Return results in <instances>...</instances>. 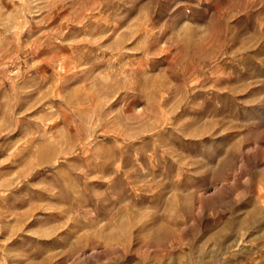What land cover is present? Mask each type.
Instances as JSON below:
<instances>
[{"label": "rangeland", "instance_id": "obj_1", "mask_svg": "<svg viewBox=\"0 0 264 264\" xmlns=\"http://www.w3.org/2000/svg\"><path fill=\"white\" fill-rule=\"evenodd\" d=\"M1 131L0 264H264V0H0Z\"/></svg>", "mask_w": 264, "mask_h": 264}, {"label": "bare ground", "instance_id": "obj_2", "mask_svg": "<svg viewBox=\"0 0 264 264\" xmlns=\"http://www.w3.org/2000/svg\"><path fill=\"white\" fill-rule=\"evenodd\" d=\"M58 45H59V44H58ZM57 59H58V58H57ZM54 62H55V61H54ZM48 95H49V94H48ZM42 96H43V95H42ZM42 96H41V97H42ZM38 99H39V98H38ZM40 102H41V101H40ZM31 106H32V105H31ZM31 106H30V107H31ZM31 113H32V112H31ZM46 119H47V118H46ZM43 121H44V119H43ZM36 123H37V122H36ZM41 123H42V122H41ZM18 124H19V122H18ZM33 125H34V124H33ZM33 125H32V126H33ZM35 126H36V125H35ZM35 126H34V127H35ZM36 128H38V127H36ZM9 129H11V128H9ZM19 130H20V128H19ZM37 130H38V129H37ZM4 131H5V130H4ZM51 131H52V130H51ZM51 131H50V132H51ZM19 132H20V131H19ZM47 132H49V129H48V131H46V133H47ZM0 134H2V131L0 132ZM27 137H28V136H27ZM25 139H26V137H25ZM29 139H30V138H28V140H29ZM33 139H34V138H33ZM18 140H19V139H18ZM21 140H22V139H20L19 142H21ZM31 140H32V137H31ZM31 140H30V143H31ZM35 140H36V139H35ZM36 141H37V140H36ZM23 143L25 144L26 142L23 141ZM27 143H29V142H27ZM27 143H26V144H27ZM17 144L19 145L20 143H17ZM24 144H23V145H24ZM26 144H25V145H26ZM26 146H27V145H26ZM26 146H22V147H26ZM32 146H33V145H32ZM36 146H37L36 153L39 154V155L43 154V149H44V147H46V146L44 145V143H39V144L36 145ZM47 146H48V145H47ZM17 147H19V146H17ZM17 147H16V148H17ZM27 148H28V147H27ZM25 149H26V148H25ZM33 149H35V148L33 147ZM22 150L24 151V149H22ZM17 151H19V149H17ZM17 151H16V152H17ZM28 152H29V154L31 153L29 150H28ZM18 153L20 154V153H22V152L19 151ZM18 153H17V154L15 153V154L19 156ZM15 154H14V155H15ZM29 154L27 153V150H26L25 153H24L23 155L27 157V155H29ZM12 155H13V154H12ZM14 157H16V156H14ZM14 157H13V158H14ZM20 157H21V156H20ZM20 157H19L18 159H20ZM16 158H17V157H16ZM39 158H40V157H39ZM21 159H22V157H21ZM41 159L45 162L44 158H41ZM41 159H40V160H41ZM45 159H48V160H49V158H45ZM25 160H27V159L25 158ZM37 160H38V159H37ZM8 161H9V160H8ZM10 161H13V159L10 160ZM16 161L19 162L17 159H16ZM20 162H21V161H20ZM22 162H24V161H22ZM34 162H36V161H34ZM34 162H33V163H34ZM49 162H51V161H49ZM49 162H47V163H49ZM11 163H12V162H11ZM15 163H16V162H15ZM15 163H12V164L14 165ZM17 164H18V163H17ZM22 164H23V163H22ZM24 164H25V162H24ZM26 164H27V163H26ZM41 164H42V162H41ZM15 165H16V164H15ZM18 165H19V164H18ZM33 166H34V164H33ZM41 166H42V165H41ZM21 167H22V166H21ZM37 167H38V165H37ZM31 168H32V167H31ZM23 170H25V169H23ZM22 172L24 173L25 171H22ZM24 174H25V173H24ZM27 174H28V173H27ZM25 175H26V174H25ZM23 176H24V175H23ZM19 178H20V177H19ZM21 178H22V177H21ZM17 179H18V178H16V180H17ZM22 180H23V178H22ZM20 181H21V180H20ZM11 183H12V182H10V184H9L10 186L12 185ZM7 185H8V183H7ZM4 186H6V185H4ZM7 187H8V186H7ZM3 188H4V187H3ZM8 188H9V187H8Z\"/></svg>", "mask_w": 264, "mask_h": 264}]
</instances>
